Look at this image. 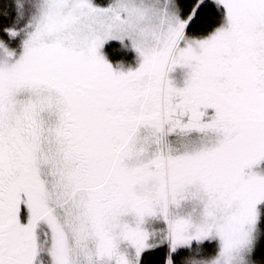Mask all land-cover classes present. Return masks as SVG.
I'll return each instance as SVG.
<instances>
[{
	"label": "snow or ice",
	"instance_id": "snow-or-ice-1",
	"mask_svg": "<svg viewBox=\"0 0 264 264\" xmlns=\"http://www.w3.org/2000/svg\"><path fill=\"white\" fill-rule=\"evenodd\" d=\"M0 264H264V0H0Z\"/></svg>",
	"mask_w": 264,
	"mask_h": 264
}]
</instances>
